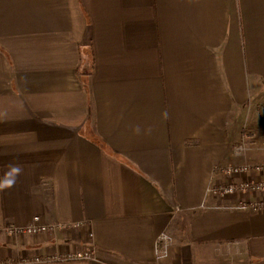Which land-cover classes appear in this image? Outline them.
<instances>
[{"label": "crops", "instance_id": "1", "mask_svg": "<svg viewBox=\"0 0 264 264\" xmlns=\"http://www.w3.org/2000/svg\"><path fill=\"white\" fill-rule=\"evenodd\" d=\"M263 77L264 0H0V264H264Z\"/></svg>", "mask_w": 264, "mask_h": 264}, {"label": "built area", "instance_id": "2", "mask_svg": "<svg viewBox=\"0 0 264 264\" xmlns=\"http://www.w3.org/2000/svg\"><path fill=\"white\" fill-rule=\"evenodd\" d=\"M264 148V140L261 143ZM249 149V145L247 142L240 143L238 145V150L241 152H246ZM256 172L264 174V162L260 163H243V164H227L221 167V172L225 176V182L215 185L211 188L210 191L216 194L222 195H231L237 192L241 193H252L257 195L253 200L244 199L239 201L236 206L239 209H252L256 211H264V177L254 178L252 180L246 178L241 182H236L233 180L235 176L239 175H247L250 172ZM260 194V196L258 195ZM52 226L48 227V225H43L39 222V217L35 216L33 223L21 228H11L9 232H42L46 231ZM171 246V237L167 233H161L158 235L155 245H154V254L157 262L163 261L168 255ZM53 258L58 260H77V259H95V250L93 246H89L87 248L79 247L73 252H69L67 254L62 255H54Z\"/></svg>", "mask_w": 264, "mask_h": 264}, {"label": "water", "instance_id": "3", "mask_svg": "<svg viewBox=\"0 0 264 264\" xmlns=\"http://www.w3.org/2000/svg\"><path fill=\"white\" fill-rule=\"evenodd\" d=\"M83 73L90 72V63L88 54L84 55V64L81 67Z\"/></svg>", "mask_w": 264, "mask_h": 264}, {"label": "rangeland", "instance_id": "4", "mask_svg": "<svg viewBox=\"0 0 264 264\" xmlns=\"http://www.w3.org/2000/svg\"><path fill=\"white\" fill-rule=\"evenodd\" d=\"M262 79H264V77H263ZM263 162H264V161H263ZM255 198H256V197H255ZM255 198H254V199H255ZM254 199H253V200H254ZM79 247H80V246H79ZM79 247H78V248H79Z\"/></svg>", "mask_w": 264, "mask_h": 264}]
</instances>
